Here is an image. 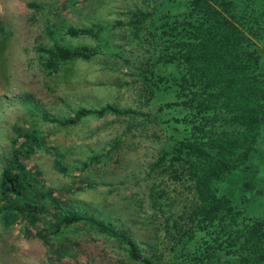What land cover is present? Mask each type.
<instances>
[{
	"label": "trees",
	"instance_id": "trees-1",
	"mask_svg": "<svg viewBox=\"0 0 264 264\" xmlns=\"http://www.w3.org/2000/svg\"><path fill=\"white\" fill-rule=\"evenodd\" d=\"M160 6L168 9L138 10L125 24L115 23L130 30L126 46L146 47L147 56L131 64L133 84L155 111L106 105L47 121L68 127L89 117H140L142 125L160 129L163 149L150 164L156 176L150 188L154 214L171 207L163 203L167 192L155 189L165 178L191 195L185 211L164 219L168 257L155 251L161 238L155 245L154 237L137 242L129 231L64 205L23 159L40 147L35 135L19 133L11 141L0 173V223L4 228L22 223L25 234L50 246L52 237L88 225L113 239L130 264H264V146L259 144L264 140V0H164ZM102 30L68 28L66 33L97 38ZM39 52L46 54L43 64L49 70L99 55L87 46Z\"/></svg>",
	"mask_w": 264,
	"mask_h": 264
},
{
	"label": "rangeland",
	"instance_id": "rangeland-1",
	"mask_svg": "<svg viewBox=\"0 0 264 264\" xmlns=\"http://www.w3.org/2000/svg\"><path fill=\"white\" fill-rule=\"evenodd\" d=\"M163 1L0 0V173L17 134L40 137L35 154L23 159L39 171L41 181L64 205L129 231L137 242H151L154 237L151 244L155 245L161 238L155 251L166 258L170 243L164 219L185 211L191 195L165 178L155 189L159 194L167 192L168 202L163 203L171 207L164 214H154L150 188L156 176L150 173V164L163 149L160 129L142 125L140 117H89L68 127L47 121H62L78 109L98 110L106 105L155 111L133 84L131 67L136 58L147 56L146 47L126 46L130 30L115 23L125 24L129 13L138 10H167L160 6ZM94 26L103 28L97 38L66 33L68 28ZM59 46H87L99 55L46 69L47 56L39 48ZM44 115L49 117L45 120ZM117 139L120 145L111 150ZM259 144L264 146V140ZM95 157L98 161L92 162ZM49 242L51 246L25 234L22 223L9 228L0 223V264H130L113 239L88 225L71 227L62 238L52 237Z\"/></svg>",
	"mask_w": 264,
	"mask_h": 264
}]
</instances>
